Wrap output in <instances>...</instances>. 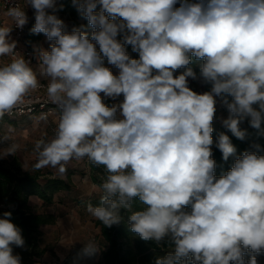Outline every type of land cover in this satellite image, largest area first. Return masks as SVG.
<instances>
[{
	"label": "clouds",
	"instance_id": "clouds-1",
	"mask_svg": "<svg viewBox=\"0 0 264 264\" xmlns=\"http://www.w3.org/2000/svg\"><path fill=\"white\" fill-rule=\"evenodd\" d=\"M73 4L90 33L84 25L67 31L56 0H26L34 10L30 32L53 42L33 51L48 79L47 97L59 109L54 137L35 144L34 170L51 167L62 176L70 161L85 157L103 166L100 203L89 212L112 227L124 210L130 231L142 240L169 242L172 251L154 264H258L264 252V148L255 144L236 155L221 132L215 147L225 161L235 159L217 177L212 134L217 98L229 113L223 125L237 139L246 138L240 127L245 120L264 131V0ZM8 15L16 28L28 23L18 6ZM11 31L0 27V57H11L0 67V117L41 87L30 61L17 55ZM193 57L202 61L199 77L189 66ZM179 69L184 71L174 75ZM189 78H200L210 90L197 93ZM121 95L120 103H104ZM18 149L0 150V159ZM136 201L143 205L139 210H133ZM10 217L5 212L0 218V264H21L13 246L25 241ZM99 250L94 242L84 244L85 254Z\"/></svg>",
	"mask_w": 264,
	"mask_h": 264
},
{
	"label": "trees",
	"instance_id": "trees-1",
	"mask_svg": "<svg viewBox=\"0 0 264 264\" xmlns=\"http://www.w3.org/2000/svg\"><path fill=\"white\" fill-rule=\"evenodd\" d=\"M60 5H63V8L58 12L72 18L69 31L73 27L84 25V30L91 32L92 29L87 27V20L79 15L73 0H60L57 6L59 7ZM77 19L80 22H77ZM34 23V19H28L24 33L26 41H30L34 36L30 32ZM126 51L132 58H138V53L133 52L130 45H126ZM201 63L202 61H197L193 57L192 63L189 65L197 73L198 77ZM182 71L184 69H179L174 75H179ZM193 81L191 79L189 87L195 91L196 85ZM210 87V85L204 84L205 91L209 90ZM240 127L245 129L247 133L244 140L233 136L224 127L223 123L213 121L214 131L212 135L214 144L212 151L213 159L216 161L215 175L217 177L229 171L235 159V156H230L225 161L220 150L215 147V141L221 132L230 137L232 144L236 148V155H240L244 151L254 150L253 145L255 144H259L261 148H264V131L250 127L247 120L242 122ZM262 129H264V124H262ZM89 168L92 182L99 187L106 178L103 166H96L90 162ZM69 188L70 184L68 182L61 178L52 177L48 172L30 170L20 173L0 161V218L3 217V213L11 212V221L21 229V234L25 241L24 246H13V254L21 257V264H35L44 257L46 249L39 246L40 227L54 222L53 215L34 212L29 198L32 196L37 197L41 201L42 206H49L53 203L56 193L66 191ZM100 195L101 193L84 201V206L86 208H89L90 205L92 207L99 206ZM142 207L143 205L136 201L134 202L133 210H139ZM121 216L123 217L121 222L112 227H105L98 219L95 221V225L99 228V235L104 243L96 263H93V257L83 258L82 256H77L75 258L70 257L71 261L69 258L66 259L62 264H154L157 257L164 256L172 251V246L167 241L157 245L155 242L142 240L137 234L130 231L127 224L128 213L122 210Z\"/></svg>",
	"mask_w": 264,
	"mask_h": 264
},
{
	"label": "crops",
	"instance_id": "crops-1",
	"mask_svg": "<svg viewBox=\"0 0 264 264\" xmlns=\"http://www.w3.org/2000/svg\"><path fill=\"white\" fill-rule=\"evenodd\" d=\"M59 1L60 0H56L57 5ZM20 2L24 7L28 19H34V10L32 9V7L30 5H26V0H20ZM57 15L64 21L66 29H68L67 31H69V29H71L72 18L66 17L59 12L57 13ZM76 21L80 22V20L78 19ZM3 26L10 27L9 18L5 12L0 10V27ZM10 37L12 40H15L12 31L10 33ZM22 43L32 51V68L36 72L38 81L43 84H47L48 79L40 74L38 61L35 58L33 49L34 46L49 49L50 44L53 42L48 41L46 36L42 33L34 34L33 38L30 41H26V39L23 38ZM10 61L11 59L9 57H0V67H3ZM104 64L106 67H109L111 69L114 75H118L119 69H117L113 65H109L106 59L104 61ZM101 96L103 97V93H101ZM122 100V95L115 100L105 97L104 103L108 106H112L113 104L120 103ZM58 117L59 111L50 115L47 120H39L38 118L33 117L18 118L12 121H8L14 123L12 127H14L15 125L21 127L27 126L29 128L28 130L40 127L43 131L39 134L40 136H44L42 138L43 140L47 141L51 140L56 133ZM2 120L5 119H0V121ZM3 126L11 127V125H8V122ZM89 163L90 161L86 157L81 160H72L67 165L66 173L62 176L57 173L56 169H53L51 167L48 168L47 172L50 174L52 173L53 177L61 178L70 184V188L68 190L58 192L54 195L53 203L51 205L42 206V203L39 199H30L37 197L32 196L29 198L30 205L32 206L34 212L51 214L54 216V222L52 224H46L40 227L39 246L41 248H45L46 253L40 260V262L35 264H61L68 258L70 260V257L75 258L77 256H82L83 258H86L87 254H85L83 251L84 243H79L81 241L79 239L80 236L78 234V230L81 232L82 239L84 240L86 238L85 235H87L88 227L91 226H93V230L95 231L96 240L101 244L99 247L101 249L104 247V243L99 235V228L95 225V221L97 220V218L92 216L91 220L85 223V227H83L84 223H82L84 222L87 215L91 213L88 210L89 208H86L84 206V201L100 194L99 187L92 182ZM81 225L83 227V230H81ZM68 227H72L73 231L70 232L68 230ZM68 232H70L68 236H70L71 239L73 237L74 242H72L70 238L65 236V234H67ZM75 236L78 237L79 241L75 239ZM53 242L55 246H58L59 248L66 247L65 250H68L66 251L65 255L64 252H62V249H60L61 251L54 252L56 257H54L53 259L55 260L52 261L50 258H47V254L53 256L51 252H48V249L52 248L51 245L53 244Z\"/></svg>",
	"mask_w": 264,
	"mask_h": 264
},
{
	"label": "rangeland",
	"instance_id": "rangeland-1",
	"mask_svg": "<svg viewBox=\"0 0 264 264\" xmlns=\"http://www.w3.org/2000/svg\"><path fill=\"white\" fill-rule=\"evenodd\" d=\"M189 82H191L190 78H189ZM193 82L196 85L195 91L197 93L206 92L204 89V83L202 82V80L200 78L195 79ZM209 90H207V91H209ZM228 115H229V113L227 111L226 106H224L222 104V102L220 101V99L217 98L216 114H215L214 120L218 121L220 123H223V120L226 119L228 117ZM7 122H8V125H11V127L3 126L5 124H7ZM12 125H14V123L9 122L8 120L7 121L6 120L0 121V150L6 149L10 145H13V144L19 145V149L15 155H9L6 158L0 159V161L3 162L6 166L17 170L20 173H24V172H27L30 170H34L33 165L37 162V153L35 151V144L38 140H41L44 137V136H40V134H39L43 130L40 127L28 130L29 128L27 126L21 127V126L15 125L14 127H12ZM48 168H50V167L42 168L39 170L44 173V172L48 171ZM51 176H52V173H51ZM92 216H93L92 213H89L87 215L84 222H82V223H84L83 227H85V223H87V221L91 220ZM83 227L81 225V230H83ZM68 230L70 232L73 231L72 227H68ZM70 232L65 234V236L71 239V237L68 236V234H70ZM78 234L80 236L79 239L81 241L79 243L87 244L89 242H94L97 246L101 245L100 242L96 240V235H95V231L93 230V226L88 227L87 235H85L86 238L84 240L82 239V234L79 230H78ZM75 239H77V241H79L77 236H75ZM71 241L74 242L73 237H72ZM51 247L52 248L48 249V252H51L53 254V256L50 254H47V258H50L52 261L55 260L53 258L56 257L54 252L61 251L60 249H62V252H64V255H65L66 251L68 250V249L65 250L66 247L59 248L58 246H55L54 242L51 245ZM100 251H101V248L94 255H88L87 254V257H93V263H96L98 261ZM245 259L246 260L248 259V255L245 256ZM257 261H258V264H264V252H262L261 254H259L257 256Z\"/></svg>",
	"mask_w": 264,
	"mask_h": 264
},
{
	"label": "built area",
	"instance_id": "built-area-1",
	"mask_svg": "<svg viewBox=\"0 0 264 264\" xmlns=\"http://www.w3.org/2000/svg\"><path fill=\"white\" fill-rule=\"evenodd\" d=\"M20 7L24 9L20 0H0V10L5 12L9 18L10 27H12V34L17 42V55L24 56V58L30 61L32 67L33 54L32 51L22 43L25 33V27L19 29L15 27L14 21L8 15L9 9L13 7ZM11 59V57H9ZM41 87L29 93L25 98L23 104L14 108L11 112L5 113L0 119L15 120L18 118H33L36 117L39 120H47L50 115L58 112V107L51 103L47 97L46 86L39 82Z\"/></svg>",
	"mask_w": 264,
	"mask_h": 264
}]
</instances>
